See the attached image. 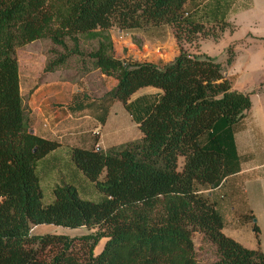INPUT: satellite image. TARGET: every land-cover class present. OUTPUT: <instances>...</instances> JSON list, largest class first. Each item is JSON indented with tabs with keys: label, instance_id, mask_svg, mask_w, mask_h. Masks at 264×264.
<instances>
[{
	"label": "trees",
	"instance_id": "obj_1",
	"mask_svg": "<svg viewBox=\"0 0 264 264\" xmlns=\"http://www.w3.org/2000/svg\"><path fill=\"white\" fill-rule=\"evenodd\" d=\"M222 7V0H0V264H198L193 232L214 248L210 264H264L259 248L222 233V217L204 195L237 171L231 127L251 108L219 64L182 50L232 31ZM111 28L137 46L136 36L162 43L170 34L179 54L169 64L115 59ZM77 37L97 42L81 56L79 73L97 70L116 81L106 98L123 106L142 137L106 151L71 149L82 181L55 186L45 204L37 167L59 144L28 134L16 50L43 40L64 47L68 39L80 57ZM226 54L230 64L232 48ZM64 63L63 56L46 61L43 72ZM147 87L160 95L139 115L129 100ZM85 191L95 200L82 198ZM42 225L95 233L30 234ZM252 232L259 245L256 226Z\"/></svg>",
	"mask_w": 264,
	"mask_h": 264
},
{
	"label": "crops",
	"instance_id": "obj_2",
	"mask_svg": "<svg viewBox=\"0 0 264 264\" xmlns=\"http://www.w3.org/2000/svg\"><path fill=\"white\" fill-rule=\"evenodd\" d=\"M208 1L211 0H204V3ZM222 1L224 7L221 16L232 29L231 32L228 30L229 35L233 31L241 35L227 42L232 48L233 57L227 64L225 56L223 65L219 64L221 73L230 83L231 90L242 95L249 94L251 108L241 121L231 127L237 171L226 177L218 188L205 191L204 195L209 197L222 217V233L246 249L259 248L264 255V0ZM109 37L113 57L118 60L131 56L135 62L169 64L179 53L170 34L164 42L157 43L162 48L161 53H156L158 59L156 55L152 57L156 63L141 60L145 53H150L147 46L151 42L140 39L137 46L133 44L132 36L118 30L109 31ZM36 42L25 45L21 54L16 52L18 87L31 135L59 144V148L37 167L41 189V183L47 180L51 188L50 197L55 186L72 180L82 181L70 163L71 149L106 151L124 144L120 140L127 132H133L135 139L131 141L140 139L142 135L136 132L138 125L123 106L106 98L116 85L114 79L104 77L97 70L82 78L77 73L65 78L60 76L61 70L58 69L44 73L48 54L39 45H34ZM139 48L144 52H140ZM192 56L198 57L199 53ZM164 59H168V62ZM149 88L139 89L130 97L129 102L135 105L139 115L160 95L159 90ZM123 110L134 125H127L122 120ZM80 195L87 199L82 196L83 192ZM254 219L255 222H252ZM253 226L258 229L259 245L252 232ZM39 230L46 234H58L54 233V228L40 226L32 228L30 233Z\"/></svg>",
	"mask_w": 264,
	"mask_h": 264
},
{
	"label": "rangeland",
	"instance_id": "obj_3",
	"mask_svg": "<svg viewBox=\"0 0 264 264\" xmlns=\"http://www.w3.org/2000/svg\"><path fill=\"white\" fill-rule=\"evenodd\" d=\"M228 30L229 29H227L224 32L223 36L217 41H214L211 39H203V40L199 39L195 43L190 44V45L182 44V50L189 55H192L193 53H199L198 57L200 58L207 57V58H210L214 63L223 65L225 56L227 57L226 50L228 49V47L231 48L230 46L227 45L228 44L227 42L230 41L232 38L238 39L239 35H241L237 31H233L229 35L228 32L230 30L229 31ZM109 31H116V29L111 28ZM137 39L140 40L141 38L138 37ZM34 45H39L41 49H44V52L46 53V55L48 54V57H47L48 62L57 60L61 56L65 57V63H64L65 66L58 69V70H61L60 76H64L65 78H70L74 76L76 73H77V76H79V78H82V76L84 75L79 73V70H78L80 69V62L82 63L81 56L85 57L86 55H88L89 53H91L97 48V42L95 40H86L81 37H77V45H76V53L77 54L79 53L80 57H78V55L76 54H73L74 45L68 39H64V47L52 45L51 42H49L48 40L38 41ZM147 48L150 53L149 54L145 53L144 57L141 60L143 61L149 60L150 62L156 63L157 62L156 59L159 58V56L156 53L157 52L161 53L162 45H158L157 43H150V45L147 46ZM138 50L140 52H144V49L141 51V48H139ZM16 52L21 54L23 52V49L22 48L17 49ZM155 55L157 58L156 59L152 58V57H155ZM130 59L133 60L131 56H130ZM164 61L168 62V59H164ZM86 62L87 61L85 60L84 63ZM76 69L78 71H76ZM255 88H259V87H255ZM149 89H154V88H149ZM251 94H254V93H251ZM249 99H250V96H249ZM256 101L258 100H255V102ZM118 105H120V103H118ZM115 111L119 112L117 110ZM123 113L124 114H122L123 116L122 120L123 121L125 120L124 122H126L127 125H130V124L134 125L130 121L126 112H124V110H123ZM136 132L139 134V136L141 135L139 130H136ZM133 139H135V137H133V132L132 133L127 132L126 136L120 140V143H126ZM177 165H178V168L180 169L182 166L181 159L178 160ZM41 185H42V190L44 194L43 202L47 204L52 201V197L51 196L49 197V192L51 188L49 187V183L47 180H44L41 183ZM82 196L86 197L89 200H95V195L91 193L90 191H85V193H83ZM252 222H255V219L252 220ZM40 227H46V228H51V229L54 228L56 229L55 230L56 232L54 233H58L59 235L66 236L67 238H78V237H82L85 235H91L95 233V230L88 231L85 228L63 229V228H58V227H53V226H48V225H43ZM34 233L37 235H43V234H46L47 232L39 230V231L32 232L30 234L32 236H35L33 235ZM191 239H192V243L194 246L195 258L198 264H210L215 261L216 258H215L214 248L210 244H208L206 241H204L202 236L198 232H193ZM102 244H103V240L99 242L97 248L94 250V254H97L100 251Z\"/></svg>",
	"mask_w": 264,
	"mask_h": 264
},
{
	"label": "water",
	"instance_id": "obj_4",
	"mask_svg": "<svg viewBox=\"0 0 264 264\" xmlns=\"http://www.w3.org/2000/svg\"><path fill=\"white\" fill-rule=\"evenodd\" d=\"M28 134H32V131L31 130H28ZM96 151H99V149H96Z\"/></svg>",
	"mask_w": 264,
	"mask_h": 264
}]
</instances>
